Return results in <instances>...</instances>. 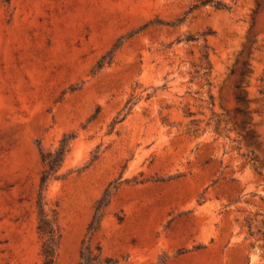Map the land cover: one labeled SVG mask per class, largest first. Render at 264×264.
I'll use <instances>...</instances> for the list:
<instances>
[{
  "label": "rangeland",
  "instance_id": "374dc122",
  "mask_svg": "<svg viewBox=\"0 0 264 264\" xmlns=\"http://www.w3.org/2000/svg\"><path fill=\"white\" fill-rule=\"evenodd\" d=\"M202 1L0 0V264L38 201L55 264H264V0Z\"/></svg>",
  "mask_w": 264,
  "mask_h": 264
},
{
  "label": "trees",
  "instance_id": "16d2710c",
  "mask_svg": "<svg viewBox=\"0 0 264 264\" xmlns=\"http://www.w3.org/2000/svg\"><path fill=\"white\" fill-rule=\"evenodd\" d=\"M210 2V0H203L202 3L206 4ZM216 8H222V6L219 2L215 3ZM208 70L204 71V74H207ZM244 73V72H243ZM238 87V85H236ZM236 99L239 102H245V96L244 94H237ZM238 112L243 113L244 110L237 108ZM194 124V121L191 122ZM250 138H253L252 134H248ZM67 142L61 141L58 148H56L54 151L47 150V151H41V159L44 165V168L41 173L40 178V186L42 187L47 180L52 176V174L58 170L60 167L65 153L67 151ZM250 159H256V156L251 154ZM38 214H39V222L37 225V229L39 234L41 235L43 239L42 243V255H43V264H55V258H56V249L58 244V239L60 236L58 227L56 225L55 217H51L47 211L44 209L43 203L41 201H38Z\"/></svg>",
  "mask_w": 264,
  "mask_h": 264
}]
</instances>
